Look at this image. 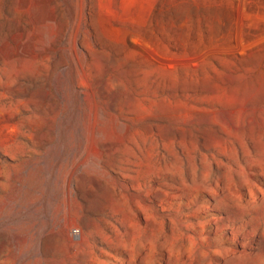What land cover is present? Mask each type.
<instances>
[{"label":"rangeland","instance_id":"374dc122","mask_svg":"<svg viewBox=\"0 0 264 264\" xmlns=\"http://www.w3.org/2000/svg\"><path fill=\"white\" fill-rule=\"evenodd\" d=\"M0 264H264V0H0Z\"/></svg>","mask_w":264,"mask_h":264}]
</instances>
